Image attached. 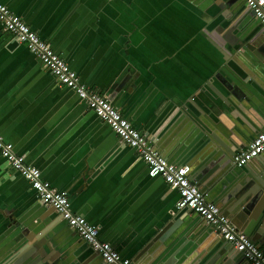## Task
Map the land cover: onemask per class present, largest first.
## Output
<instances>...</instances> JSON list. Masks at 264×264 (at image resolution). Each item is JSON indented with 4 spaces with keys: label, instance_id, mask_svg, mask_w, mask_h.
Segmentation results:
<instances>
[{
    "label": "crops",
    "instance_id": "0c3cea01",
    "mask_svg": "<svg viewBox=\"0 0 264 264\" xmlns=\"http://www.w3.org/2000/svg\"><path fill=\"white\" fill-rule=\"evenodd\" d=\"M199 1L0 0L83 83L108 96L155 147L159 142L163 151L158 150L171 163L194 168L209 146L206 136L218 126L249 131L248 143L237 154L264 132V68L252 64L258 57L251 51L235 52L217 32L224 21L226 27L239 21L244 27L247 18H239L242 11L227 10V17L209 30L220 6ZM229 84L239 85V95L227 90ZM226 91L220 99L217 93ZM172 127L175 132L167 134ZM0 137L41 170L55 190L67 194L73 212L98 227L99 239L132 264H209L217 256L223 257L216 264L228 262L226 250L217 252L222 240L217 232L190 211H178V191L152 178L138 153L74 91L61 87L1 23ZM262 158L246 167L255 176L264 171ZM250 173L244 171L240 182L226 188H242ZM195 177L200 179L195 174L192 182ZM194 184L201 189V183ZM223 190L208 192L218 206ZM51 210L0 154V264L34 263L23 258L39 242L33 239L36 233L50 224L44 222L47 213L54 220L53 239L61 236L65 245L79 238L77 244H85Z\"/></svg>",
    "mask_w": 264,
    "mask_h": 264
},
{
    "label": "built area",
    "instance_id": "2783aa9c",
    "mask_svg": "<svg viewBox=\"0 0 264 264\" xmlns=\"http://www.w3.org/2000/svg\"><path fill=\"white\" fill-rule=\"evenodd\" d=\"M243 1L255 12L256 19L264 27V0ZM0 23L6 33L25 45L39 59L44 69L56 78L61 87L74 91L87 103L91 111L109 125L126 146L138 153L139 158L149 168L152 178L160 177L170 188L178 191L180 195L178 211L190 210L191 213L199 215L215 228L221 238L225 239L237 252L242 253L250 264H264V250L232 223L222 209L209 199L208 193L192 182L190 166H178L171 163L144 133L136 129L123 116L108 96L91 90L83 83L79 74L47 42L1 2ZM0 154L14 171L30 183L42 204L54 209L64 221L68 222V225L90 245L92 250L99 253L106 264H132L129 260L123 259L111 243L101 241L99 228L90 224L85 217L73 212L68 195L55 190L49 182L44 180L41 170L29 165L24 156L15 152L14 145L1 137ZM263 155L264 132L235 156L234 164L244 168Z\"/></svg>",
    "mask_w": 264,
    "mask_h": 264
},
{
    "label": "water",
    "instance_id": "95a60500",
    "mask_svg": "<svg viewBox=\"0 0 264 264\" xmlns=\"http://www.w3.org/2000/svg\"><path fill=\"white\" fill-rule=\"evenodd\" d=\"M206 0H201V2H205ZM214 4L217 3L219 5V13L214 14L215 23L209 27V30H212L213 27H217L223 19V17H227V10L235 11L239 10L243 13H240L239 18L241 19L244 16V20L246 19L247 23H244V27L240 25L239 22H234L232 26L226 27L225 21L218 27L217 32H220V36L224 37V39L231 45L232 49H235V52H241L242 54H248L249 51L253 53L256 57H258V62L255 60L252 62L253 65L258 67L259 71L264 68V27L261 25L260 21L256 19L255 12L251 9L246 11V3L243 0H219L214 1L211 0ZM200 2V1H199ZM200 2V3H201ZM211 3L210 6L213 5ZM244 7V8H243ZM213 7H210V10L213 11ZM248 8V7H247ZM227 12V13H226ZM223 14V16H220ZM242 15V16H241ZM232 21V17L229 18ZM257 20V21H256ZM242 24V23H240ZM249 52V53H251ZM239 85H226L228 87V91L231 94H238L239 89H237ZM236 87V88H235ZM231 91H230V90ZM228 91L222 93L219 92L217 95L220 96V99L224 100V95H228ZM216 93V92H215ZM239 95V94H238ZM218 101V100H217ZM216 101V102H217ZM219 103V102H217ZM187 106V110H189V114L191 118L196 117L193 115L194 111L190 110L193 108V104L189 103ZM222 107L227 106V102H221ZM234 111L235 108H228V110ZM193 112V113H192ZM200 113V112H198ZM260 122V121H259ZM159 123V122H158ZM253 124L257 125V121H253ZM158 126V124L156 125ZM260 126V124H259ZM176 127V126H175ZM175 127H172L171 130L167 133L175 132ZM155 128V127H154ZM218 130L215 131L213 136L208 134L206 137L208 139L207 144L204 150L206 153L199 159L200 163L197 168V165L191 167V175L194 176L197 174L200 179L193 178L194 183H201V190L208 193L210 190H215L216 188L222 187L225 190L224 197L221 199V203H219L220 207L225 210L226 216L229 217L233 224L238 227V229L247 235L253 242L258 244L261 248H264V171L255 176L250 173V170L246 167L239 168L235 166L234 159L237 155V152L240 151V147L243 146L244 143H248V136H250L249 131H241L238 132L234 127L227 126V130L220 126L217 127ZM229 130V131H228ZM224 134V136L221 134ZM261 134V132H259ZM258 134V135H259ZM257 134L254 136L256 138ZM162 141V140H161ZM160 143H157V149H160ZM244 148V147H242ZM162 152V147L160 149ZM264 159V158H262ZM257 160V159H256ZM184 165V164H183ZM264 167V162H262ZM182 166V165H179ZM247 171L250 173L249 178L244 179L242 188L238 187L237 189H227L226 187L232 182H240L242 178V173ZM203 184V185H202ZM217 191V190H216ZM226 194V195H225ZM257 195V196H256ZM261 195V198L259 197ZM211 194H208L210 198ZM262 201V203H260ZM55 214V210H51ZM190 211V210H184ZM51 212V213H52ZM191 212V211H190ZM50 216V213H47L46 216ZM53 215V214H52ZM48 217L44 222L51 221L50 224L43 229V231L36 233V237L34 241H39L35 243V248L28 251V253L24 256L23 261L30 260L34 261L33 264H104L102 257L99 253L93 252L90 245L82 240L84 245L79 246L77 243V239L72 240L71 242L61 245L63 237H58L57 239H53L55 233L53 232L54 224L52 223L53 217L49 219ZM195 219L203 220L202 217L195 214ZM57 221H63L62 217L56 218ZM195 219H193L195 221ZM54 221V220H53ZM68 230L70 231L71 227H69L68 222H64ZM205 223L212 228V231H215V228L209 225L206 221ZM42 230V229H41ZM72 231V230H71ZM70 231V232H71ZM30 238V237H29ZM33 239H30L31 242ZM219 247L220 250L223 248L226 250L224 257L228 258V262L226 264H250L244 255L240 252H237L233 247L229 248L227 246V241L225 239L220 238ZM61 245V246H60ZM230 245V244H229ZM64 248V249H63ZM15 254V252H14ZM223 256L214 257L212 263L216 264L219 258ZM99 259V261H98ZM93 260V261H92ZM28 264V263H26ZM106 264V263H105ZM222 264V263H221Z\"/></svg>",
    "mask_w": 264,
    "mask_h": 264
}]
</instances>
